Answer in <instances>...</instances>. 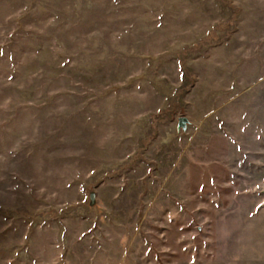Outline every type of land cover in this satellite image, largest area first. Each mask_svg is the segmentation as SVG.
I'll return each mask as SVG.
<instances>
[{"label": "rangeland", "instance_id": "1", "mask_svg": "<svg viewBox=\"0 0 264 264\" xmlns=\"http://www.w3.org/2000/svg\"><path fill=\"white\" fill-rule=\"evenodd\" d=\"M0 264H264V0H0Z\"/></svg>", "mask_w": 264, "mask_h": 264}, {"label": "water", "instance_id": "2", "mask_svg": "<svg viewBox=\"0 0 264 264\" xmlns=\"http://www.w3.org/2000/svg\"><path fill=\"white\" fill-rule=\"evenodd\" d=\"M188 117L185 115H182L179 117L178 126L185 128L187 126Z\"/></svg>", "mask_w": 264, "mask_h": 264}]
</instances>
